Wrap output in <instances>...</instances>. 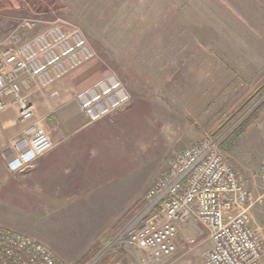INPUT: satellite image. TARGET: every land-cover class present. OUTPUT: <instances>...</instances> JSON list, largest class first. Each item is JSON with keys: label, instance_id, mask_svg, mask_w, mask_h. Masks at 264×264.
<instances>
[{"label": "rangeland", "instance_id": "rangeland-1", "mask_svg": "<svg viewBox=\"0 0 264 264\" xmlns=\"http://www.w3.org/2000/svg\"><path fill=\"white\" fill-rule=\"evenodd\" d=\"M24 20L36 27L22 29ZM58 22L79 28L95 59L48 87L30 78L22 87L37 118L53 121L50 137L60 128L109 136L106 169L96 176L108 190L93 208H80L87 214L83 219L55 222L33 206L25 215H8L13 226L59 241L67 257L96 221L114 215L99 227L113 231L110 242L68 264H143L128 236L147 191L178 150L208 137L261 199L250 211V224L264 234V0H0V49L18 47ZM110 74L129 93V105L92 123L80 96ZM65 104L74 120L70 126L58 119ZM179 236L180 254L153 264H205L211 246L207 229L190 220L180 224ZM192 239L198 245L189 250Z\"/></svg>", "mask_w": 264, "mask_h": 264}, {"label": "built area", "instance_id": "built-area-1", "mask_svg": "<svg viewBox=\"0 0 264 264\" xmlns=\"http://www.w3.org/2000/svg\"><path fill=\"white\" fill-rule=\"evenodd\" d=\"M19 26L32 30L36 22L24 20ZM95 56L79 28L59 22L18 47L0 49V114L14 110L23 126L7 162L12 174L26 173L54 148L30 95L23 91L24 77L48 87ZM80 99L83 113L93 123L125 110L130 95L110 74ZM259 200L242 171L221 153L218 142L206 137L178 150L168 170L151 185L128 242L142 253L143 264L168 261L183 246L180 224L193 220L209 232L205 264H264V234L250 224V211ZM197 245L195 239L188 242L189 250ZM0 264L68 263L36 239L0 227Z\"/></svg>", "mask_w": 264, "mask_h": 264}, {"label": "crops", "instance_id": "crops-1", "mask_svg": "<svg viewBox=\"0 0 264 264\" xmlns=\"http://www.w3.org/2000/svg\"><path fill=\"white\" fill-rule=\"evenodd\" d=\"M28 78L30 77H24L23 84ZM66 105L58 108V119L60 124L70 126L73 125L74 120L66 112ZM14 113L11 110L0 114V227L36 239L66 263L82 261V257L88 255L92 247L97 245L100 238L108 231L106 228L99 229L100 224L114 221V215L104 223H101L102 219L96 221L94 227L82 236L84 242L71 247L67 257L62 255L63 246L59 241L55 242L39 234L24 233L13 226L15 223L8 218V215L19 212L25 215L27 208L35 206L40 208L41 212H48L55 222H62L66 218L70 220L69 222L83 219L87 214L85 210L79 211L80 208H93L96 206L95 201L104 199L103 191L108 190L96 183L99 181V177L96 176L106 169L104 160L110 152L108 150L110 138L106 134L93 136L63 133L60 128L59 133L50 137L54 144L50 152L39 158L35 166L26 173L12 174L7 168V162L13 153V142L22 130ZM45 120V122L40 120L41 125L46 130H55L53 121ZM94 154L97 160L92 159ZM88 211L91 213V210ZM91 214L95 215L93 212ZM58 239L63 241L61 238Z\"/></svg>", "mask_w": 264, "mask_h": 264}, {"label": "trees", "instance_id": "trees-1", "mask_svg": "<svg viewBox=\"0 0 264 264\" xmlns=\"http://www.w3.org/2000/svg\"><path fill=\"white\" fill-rule=\"evenodd\" d=\"M112 236H113V231H111V230H108L103 236H102V238H100V240H99V244L100 245H105V244H108L109 242H110V240L112 239ZM93 251H94V249H93ZM92 251V252H93ZM92 255V253L90 252V253H88V255Z\"/></svg>", "mask_w": 264, "mask_h": 264}]
</instances>
